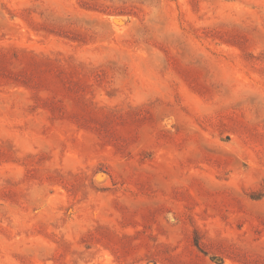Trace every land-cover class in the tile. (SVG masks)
Wrapping results in <instances>:
<instances>
[{
  "label": "rangeland",
  "instance_id": "374dc122",
  "mask_svg": "<svg viewBox=\"0 0 264 264\" xmlns=\"http://www.w3.org/2000/svg\"><path fill=\"white\" fill-rule=\"evenodd\" d=\"M0 105V264H264V0H0Z\"/></svg>",
  "mask_w": 264,
  "mask_h": 264
},
{
  "label": "bare ground",
  "instance_id": "6f19581e",
  "mask_svg": "<svg viewBox=\"0 0 264 264\" xmlns=\"http://www.w3.org/2000/svg\"><path fill=\"white\" fill-rule=\"evenodd\" d=\"M67 2V1H66ZM83 12V11H82ZM163 12H165V11H163ZM166 12H168V11H166ZM62 13V12H61ZM159 13V12H158ZM86 14V13H85ZM162 14H164V13H159L158 14V17L157 18H159L158 20H161V19H164V17L162 16ZM87 15V14H86ZM166 16H168V15H166ZM85 17V16H84ZM154 17V16H153ZM163 17V18H162ZM169 17V16H168ZM166 18V17H165ZM171 18V17H170ZM156 19V18H155ZM105 22H106V20H104ZM108 21V20H107ZM165 21V20H164ZM134 22V21H133ZM153 22V21H152ZM112 25V24H111ZM110 26V25H109ZM154 26V25H153ZM163 26V25H162ZM158 27V26H157ZM113 28V27H112ZM164 28V27H163ZM128 29V28H127ZM116 31V30H115ZM101 33H103V32H101ZM104 33H105V31H104ZM110 33H111V31H110ZM110 35V34H109ZM122 36V35H121ZM98 40V39H97ZM100 41V40H99ZM103 41V40H102ZM101 41V42H102ZM105 41H106V39H105ZM104 41V42H105ZM97 43V42H96ZM107 43H108V41H107ZM104 44V43H103ZM102 44V45H103ZM65 45V44H64ZM113 45V44H112ZM108 46H110V45H108ZM62 47V46H61ZM66 47V46H65ZM99 47V46H98ZM101 47V46H100ZM106 47V46H105ZM123 48V47H122ZM115 50V49H114ZM131 50V49H130ZM113 51V50H112ZM128 51V50H127ZM140 51V50H139ZM126 52V51H125ZM129 53V52H128ZM146 55H147V53H146ZM149 55H150V53H149ZM142 56V55H141ZM151 56H153V55H151ZM145 57V56H144ZM147 57V56H146ZM144 58V59H142L143 57H141V63L142 64H144L145 66H146V68H142V70H143V74H144V76L147 78V80L148 81H150V82H153L154 84L155 83H159V84H161V80H160V78L158 77V74L157 73H155L152 69H151V66H153L152 65V62H153V60H152V57L150 58L151 60H152V62H151V60L149 59V58ZM119 58H120V55H119ZM140 62V61H139ZM157 62V61H156ZM155 63V62H154ZM138 64V63H137ZM139 65H140V63H139ZM157 66V65H156ZM139 71V70H138ZM141 72V71H140ZM128 78V77H127ZM139 78V77H138ZM163 80V79H162ZM165 80V79H164ZM126 81V80H125ZM124 82V81H123ZM131 82V81H130ZM149 82V83H150ZM163 82H165V81H163ZM162 82V83H163ZM134 83V82H133ZM128 86V85H127ZM157 86V85H156ZM161 86V85H160ZM137 88V87H136ZM139 88V87H138ZM156 88V87H155ZM161 89H163V91H164V88H161ZM162 92V91H161ZM165 93V92H164ZM13 97V96H12ZM165 97V96H164ZM23 98V97H22ZM196 99V98H195ZM4 103H6V101H3ZM2 103V102H1ZM6 104H8V103H6ZM17 104V103H16ZM15 104V105H16ZM1 106V105H0ZM16 107V106H15ZM21 109V108H20ZM4 111V110H3ZM4 112H6V111H4ZM24 112V111H23ZM12 115V114H11ZM20 115V114H19ZM24 115V114H23ZM11 117H13V115L11 116ZM18 117V116H17ZM27 117V116H26ZM19 118H21V117H19ZM15 119V118H14ZM28 120H30V119H28ZM39 120V119H38ZM3 121V120H2ZM8 120H7V124H8ZM39 122V121H38ZM40 123V122H39ZM5 124V123H4ZM29 124H31V122H29ZM33 124V123H32ZM36 124H37V121H36ZM32 125L33 126V130H34V132L33 133H31V137L32 138H38L37 137V133H36V130H38L37 128V125ZM0 125H2V123L0 122ZM11 125V124H10ZM39 126V125H38ZM41 126V125H40ZM4 127V126H3ZM2 127V128H3ZM29 128H30V125L28 126ZM68 127H66V129H67ZM55 129H58V128H55ZM53 130V129H52ZM51 130V131H52ZM2 131H4V130H2ZM59 131V130H58ZM38 132V131H37ZM49 132V131H48ZM47 132V133H48ZM54 132V131H53ZM28 133V132H27ZM50 133V132H49ZM51 134V133H50ZM26 137V136H25ZM56 137V136H55ZM30 138V137H29ZM91 139V138H90ZM26 140H27V138H26ZM41 140V139H40ZM40 140H38V142H40ZM32 141H33V139H32ZM37 141V140H36ZM43 142H45V141H43ZM90 142V141H89ZM53 143V142H52ZM69 143V142H68ZM40 144H42V143H40ZM88 146V145H87ZM73 148V147H72ZM83 148V147H82ZM88 148V147H87ZM84 149V148H83ZM72 150V149H71ZM81 151H82V149H81ZM74 152V151H73ZM72 155V154H71ZM70 155V156H71ZM92 155V154H91ZM77 156V155H76ZM91 157V156H90ZM170 157V156H169ZM74 158H75V155H74ZM74 160V159H73ZM72 160V161H73ZM77 160V158L75 159V161ZM164 161V160H163ZM71 162V161H70ZM76 163V162H75ZM164 163H165V161H164ZM166 171H168L167 169H166ZM171 172V171H170ZM33 200H34V198H33ZM105 200V199H104ZM102 203V202H101ZM103 206V205H102ZM103 208V207H102ZM97 210V209H96ZM105 214V213H104Z\"/></svg>",
  "mask_w": 264,
  "mask_h": 264
}]
</instances>
